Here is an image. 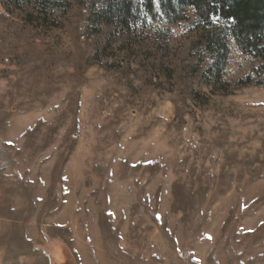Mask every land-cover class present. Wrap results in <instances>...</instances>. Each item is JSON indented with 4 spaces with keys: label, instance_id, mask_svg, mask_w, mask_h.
Returning <instances> with one entry per match:
<instances>
[{
    "label": "rangeland",
    "instance_id": "obj_1",
    "mask_svg": "<svg viewBox=\"0 0 264 264\" xmlns=\"http://www.w3.org/2000/svg\"><path fill=\"white\" fill-rule=\"evenodd\" d=\"M109 1L0 0V264H264L256 61Z\"/></svg>",
    "mask_w": 264,
    "mask_h": 264
},
{
    "label": "trees",
    "instance_id": "obj_2",
    "mask_svg": "<svg viewBox=\"0 0 264 264\" xmlns=\"http://www.w3.org/2000/svg\"><path fill=\"white\" fill-rule=\"evenodd\" d=\"M22 1L29 4L34 0H10L15 4ZM108 5L125 19L143 14L154 21L165 18L174 23L186 20L191 9L195 29L202 35L204 51L199 61L226 59L231 40L241 54L256 61L238 83L264 86V0H110ZM214 17L219 18L215 23ZM212 74L220 76L215 69ZM71 260L64 263L72 264Z\"/></svg>",
    "mask_w": 264,
    "mask_h": 264
},
{
    "label": "snow or ice",
    "instance_id": "obj_3",
    "mask_svg": "<svg viewBox=\"0 0 264 264\" xmlns=\"http://www.w3.org/2000/svg\"><path fill=\"white\" fill-rule=\"evenodd\" d=\"M218 19H219L218 17H214L213 22L215 23Z\"/></svg>",
    "mask_w": 264,
    "mask_h": 264
},
{
    "label": "crops",
    "instance_id": "obj_4",
    "mask_svg": "<svg viewBox=\"0 0 264 264\" xmlns=\"http://www.w3.org/2000/svg\"><path fill=\"white\" fill-rule=\"evenodd\" d=\"M51 263V262H50ZM53 264V263H52ZM55 264H59V263H55Z\"/></svg>",
    "mask_w": 264,
    "mask_h": 264
}]
</instances>
